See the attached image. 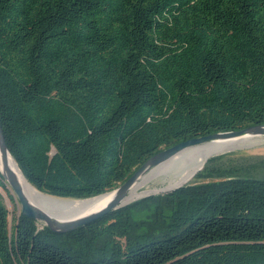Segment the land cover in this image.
I'll return each instance as SVG.
<instances>
[{
	"label": "trees",
	"instance_id": "1",
	"mask_svg": "<svg viewBox=\"0 0 264 264\" xmlns=\"http://www.w3.org/2000/svg\"><path fill=\"white\" fill-rule=\"evenodd\" d=\"M0 125L28 183L72 200L177 143L264 125V0H0ZM224 159L197 174L215 182L62 234L9 226L0 192V264H264V158Z\"/></svg>",
	"mask_w": 264,
	"mask_h": 264
},
{
	"label": "bare ground",
	"instance_id": "2",
	"mask_svg": "<svg viewBox=\"0 0 264 264\" xmlns=\"http://www.w3.org/2000/svg\"><path fill=\"white\" fill-rule=\"evenodd\" d=\"M260 143H264V134H245L216 138L200 145L185 148L159 165L141 173L125 193L120 205L131 203L144 195L154 193V191L172 190L176 186L191 181L210 157L246 149ZM6 171L15 175L24 196L34 208L58 222H66L98 211L115 196L113 190L97 197L82 200L58 199L43 194L28 183L12 157L7 153L3 154L0 149V173ZM156 179H162L164 186L159 189H149L148 184Z\"/></svg>",
	"mask_w": 264,
	"mask_h": 264
},
{
	"label": "water",
	"instance_id": "3",
	"mask_svg": "<svg viewBox=\"0 0 264 264\" xmlns=\"http://www.w3.org/2000/svg\"><path fill=\"white\" fill-rule=\"evenodd\" d=\"M245 134H264V125L261 126H252L238 131H230V132H219L207 136H202L194 139H189L187 141H183L160 151L159 153L155 154L151 158H149L142 166L139 167L133 173V175L128 178L123 184L118 186L116 189L113 190L115 196L111 199L104 207L99 209L98 211L89 213L87 215L81 216L79 218L69 220L66 222H58L54 219H51L46 213L36 209L33 205L27 200L24 196L22 188L18 183L15 175L10 172L6 171L5 173H0L3 180L9 185L10 189L12 190L13 194L17 197L18 203L20 205V214L26 218L35 220L36 222L42 224L43 226L47 227L53 233H68L74 231L76 229L82 228L89 223L99 219L100 217L106 215L107 213L116 210L124 205H120L121 200L124 198L125 193L130 188V186L134 183V181L148 168H153L160 163L166 161L167 159L171 158L178 152L182 151L185 148L202 144L208 142L210 140L221 138V137H234V136H241ZM0 149L3 154H10L2 134L1 125H0ZM12 157V156H11ZM13 159V157H12ZM14 160V159H13ZM15 161V160H14ZM16 163V162H15ZM17 165V164H16ZM20 170V169H19ZM21 172V171H20ZM22 174V173H21ZM178 187L165 191L162 194H167ZM49 196V195H48ZM99 196V195H98ZM53 197V196H51ZM62 199V198H58ZM89 199V198H87ZM82 200V199H80Z\"/></svg>",
	"mask_w": 264,
	"mask_h": 264
},
{
	"label": "rangeland",
	"instance_id": "4",
	"mask_svg": "<svg viewBox=\"0 0 264 264\" xmlns=\"http://www.w3.org/2000/svg\"><path fill=\"white\" fill-rule=\"evenodd\" d=\"M198 145H200V144H198ZM194 146H196V145H194ZM219 157H225V159L223 160L225 165H223V167L228 168L229 166L235 164V165L238 166V168H243V170H247L248 171L250 169L251 163L253 162V160L255 158H264V143H260V144L254 145V146L246 148V149L235 150V151L227 152V153L220 154V155H217V156H213V157H210L208 160L214 159V158H219ZM204 166L196 172L195 176L193 177V179L191 181H189V182H187V183H185V184H183L181 186H176V187H178L177 189L185 187V186H196V185H199V184L208 183L210 181L211 182L217 181V179H212L211 180V179H202V178H198L197 177V174L200 171H202ZM163 186H164V183H163L162 179H156L154 181H151L148 184V188L149 189H153V190L154 189H159V188H161ZM9 188L10 187L7 185V189L9 190L7 192V190L5 189V192H7V193H5L1 189H0V192L2 194L3 204L5 205L8 213H9L8 221H9V226H11L17 220V218H18V216L20 214V205H19L15 195L13 194L11 189H9ZM162 193L163 192H161V191H159V192L154 191V193H150V194L144 195V196L140 197L139 199H136L133 202L128 203V204H126L124 206L136 203L137 201H140V200H142V199H144L146 197H149V196H152V195H157V194H162ZM124 206H122V207H124ZM122 207H120V208H122ZM42 227H43V225L38 223V229L40 230V229H42Z\"/></svg>",
	"mask_w": 264,
	"mask_h": 264
}]
</instances>
